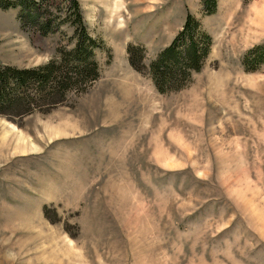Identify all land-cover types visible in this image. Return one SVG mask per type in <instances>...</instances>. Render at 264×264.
<instances>
[{
  "label": "rangeland",
  "instance_id": "rangeland-1",
  "mask_svg": "<svg viewBox=\"0 0 264 264\" xmlns=\"http://www.w3.org/2000/svg\"><path fill=\"white\" fill-rule=\"evenodd\" d=\"M101 76L50 112L0 115V264H264V0H79ZM65 0L43 10L57 25ZM188 12L213 36L189 85L161 93L149 63ZM0 8V66L68 43Z\"/></svg>",
  "mask_w": 264,
  "mask_h": 264
},
{
  "label": "trees",
  "instance_id": "trees-1",
  "mask_svg": "<svg viewBox=\"0 0 264 264\" xmlns=\"http://www.w3.org/2000/svg\"><path fill=\"white\" fill-rule=\"evenodd\" d=\"M49 0H0V8L19 9L22 25H30L47 36L61 25L73 28L68 43L58 46L47 62L35 66H0V115L23 118L33 112H50L66 103L72 92L81 94L101 76L96 51L102 47L84 19L79 0H65L66 6L57 25L42 9ZM204 13L217 10V0H203ZM213 46V36L201 20L188 12L182 28L173 40L149 63L145 62L146 49L131 43L127 47L131 66L147 73L161 93L186 88L193 74L201 71ZM264 63V44L250 48L243 57L247 71H255Z\"/></svg>",
  "mask_w": 264,
  "mask_h": 264
}]
</instances>
